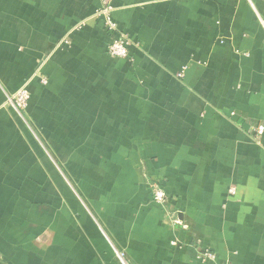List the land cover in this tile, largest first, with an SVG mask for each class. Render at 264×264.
I'll list each match as a JSON object with an SVG mask.
<instances>
[{"label":"crops","instance_id":"obj_1","mask_svg":"<svg viewBox=\"0 0 264 264\" xmlns=\"http://www.w3.org/2000/svg\"><path fill=\"white\" fill-rule=\"evenodd\" d=\"M114 6L0 0V264H264V0Z\"/></svg>","mask_w":264,"mask_h":264},{"label":"built area","instance_id":"obj_2","mask_svg":"<svg viewBox=\"0 0 264 264\" xmlns=\"http://www.w3.org/2000/svg\"><path fill=\"white\" fill-rule=\"evenodd\" d=\"M102 7L98 11L97 15L105 21V25L110 32L115 33L116 26L112 20V13L115 10L114 3L116 0H101ZM264 25V21H263ZM132 45V40L129 39L126 35H120L119 37L113 39L109 44L108 52L112 57L115 58H129V47ZM183 76V72L180 74V77ZM43 84H47V79L43 77ZM31 99V93L28 87H23L15 95L8 98V103L10 106L24 119V112L28 108L29 102ZM260 134L263 133V129H260ZM153 189V198L154 201L160 204H164L168 201L167 194L164 190V187L159 183L152 184ZM176 221V220H175ZM204 258L215 259V256L212 253H204ZM123 264H127L124 260L123 255L119 256Z\"/></svg>","mask_w":264,"mask_h":264}]
</instances>
